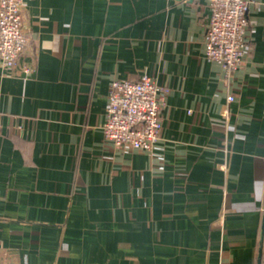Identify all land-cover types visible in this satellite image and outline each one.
<instances>
[{
	"label": "crops",
	"instance_id": "crops-1",
	"mask_svg": "<svg viewBox=\"0 0 264 264\" xmlns=\"http://www.w3.org/2000/svg\"><path fill=\"white\" fill-rule=\"evenodd\" d=\"M250 1L227 77L204 54L208 0H26L29 47L0 66V248L18 264H264V0ZM144 73L166 93L153 155L102 130L110 82Z\"/></svg>",
	"mask_w": 264,
	"mask_h": 264
},
{
	"label": "built area",
	"instance_id": "built-area-1",
	"mask_svg": "<svg viewBox=\"0 0 264 264\" xmlns=\"http://www.w3.org/2000/svg\"><path fill=\"white\" fill-rule=\"evenodd\" d=\"M26 0H0V66L14 70L29 47L23 9ZM210 16L204 54L220 64L227 77L241 67L248 52L250 0H208ZM29 74L32 68L24 70ZM235 96H227L234 102ZM166 93L157 81L144 73L138 80L113 79L110 82L104 138L115 147L130 148L153 155L163 138L162 112ZM191 113V111L189 112ZM0 264H18L0 248Z\"/></svg>",
	"mask_w": 264,
	"mask_h": 264
}]
</instances>
